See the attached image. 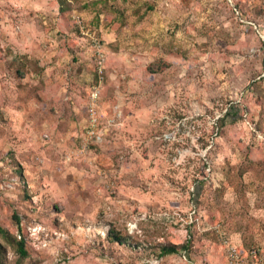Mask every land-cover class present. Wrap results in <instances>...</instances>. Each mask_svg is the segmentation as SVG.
Instances as JSON below:
<instances>
[{"label":"rangeland","instance_id":"1","mask_svg":"<svg viewBox=\"0 0 264 264\" xmlns=\"http://www.w3.org/2000/svg\"><path fill=\"white\" fill-rule=\"evenodd\" d=\"M258 136L264 0H0V224L29 253L0 264H224L218 225L264 252Z\"/></svg>","mask_w":264,"mask_h":264},{"label":"built area","instance_id":"2","mask_svg":"<svg viewBox=\"0 0 264 264\" xmlns=\"http://www.w3.org/2000/svg\"><path fill=\"white\" fill-rule=\"evenodd\" d=\"M75 24L82 34L85 32L84 24L81 19L75 17ZM94 37V36H93ZM91 38V48L93 50L94 60L98 67L102 68L105 61L104 53L102 51V46L99 40L96 38ZM101 72V71H100ZM98 97L97 90H93L91 93V105L89 112H91L93 120L97 112L96 105L94 102ZM258 138L264 141L263 136H258ZM215 232L221 242L224 250L225 261L224 264H264V252L258 246H251L245 255L241 254L238 247L231 243L227 233L218 225L215 228Z\"/></svg>","mask_w":264,"mask_h":264},{"label":"trees","instance_id":"3","mask_svg":"<svg viewBox=\"0 0 264 264\" xmlns=\"http://www.w3.org/2000/svg\"><path fill=\"white\" fill-rule=\"evenodd\" d=\"M60 1L61 0H59V2ZM15 170L17 174L21 175L20 169H15ZM12 220L15 222L16 226L18 227L19 234L18 235L10 234L8 230L2 227V225L0 224V240L4 241L14 251V253L19 257V259L23 260L29 256V253L26 248L25 237L21 234V228H20L21 219L17 214L14 213L12 215ZM108 239L110 240V242L129 245L127 239L125 237H122L115 230L109 231ZM248 247L247 248L238 247V250L241 254L245 255L247 253ZM3 249H4L3 245L0 242V252ZM179 249H186V246L163 245L160 246L159 255L165 256V255L176 254L179 252Z\"/></svg>","mask_w":264,"mask_h":264},{"label":"crops","instance_id":"4","mask_svg":"<svg viewBox=\"0 0 264 264\" xmlns=\"http://www.w3.org/2000/svg\"><path fill=\"white\" fill-rule=\"evenodd\" d=\"M251 246H255V245H250V246L248 247V250H249V248H250ZM248 250H247V251H248Z\"/></svg>","mask_w":264,"mask_h":264}]
</instances>
